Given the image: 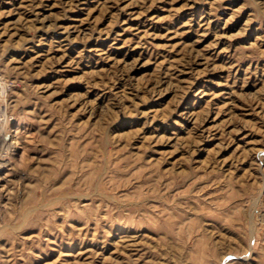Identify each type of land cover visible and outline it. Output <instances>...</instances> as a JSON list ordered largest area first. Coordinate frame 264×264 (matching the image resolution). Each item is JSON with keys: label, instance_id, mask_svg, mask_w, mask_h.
<instances>
[{"label": "rangeland", "instance_id": "obj_1", "mask_svg": "<svg viewBox=\"0 0 264 264\" xmlns=\"http://www.w3.org/2000/svg\"><path fill=\"white\" fill-rule=\"evenodd\" d=\"M0 264H264V0H0Z\"/></svg>", "mask_w": 264, "mask_h": 264}, {"label": "bare ground", "instance_id": "obj_2", "mask_svg": "<svg viewBox=\"0 0 264 264\" xmlns=\"http://www.w3.org/2000/svg\"><path fill=\"white\" fill-rule=\"evenodd\" d=\"M16 12H17V11H16ZM161 83H162V82H161ZM2 92H3V91H2ZM1 112H2V111H1ZM8 117H9V116H8ZM188 120H189V119H188ZM2 132H3V131H2ZM3 140H4V139H3ZM2 142H3V141H2ZM3 144H4V143H3ZM1 145H2V144H1ZM4 145H5V144H4ZM4 145H3V146H4ZM3 146H2V147H3Z\"/></svg>", "mask_w": 264, "mask_h": 264}]
</instances>
